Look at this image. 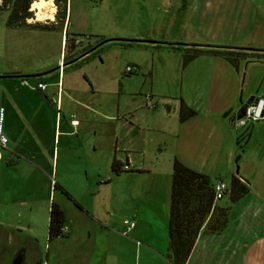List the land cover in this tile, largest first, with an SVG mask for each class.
<instances>
[{
  "label": "crops",
  "instance_id": "1",
  "mask_svg": "<svg viewBox=\"0 0 264 264\" xmlns=\"http://www.w3.org/2000/svg\"><path fill=\"white\" fill-rule=\"evenodd\" d=\"M71 1L66 0L56 29L8 28L21 30L43 50L53 41L48 33L60 29V35L55 60L43 59L39 52L37 58L8 69L0 66V81L12 83L0 91L7 137L0 156V264H119L110 256L118 242L130 251L129 262L121 264H154L159 259L163 263L166 243L163 246L157 233L167 230L173 158L213 184L223 174L228 182L234 176L247 187L234 202L228 193L213 199L226 209L225 225L218 232H198L184 264H264V124L256 125L253 137L252 124L240 138L231 137L235 148L228 142L222 152L224 169L217 166L212 138L213 127L223 130L234 123L240 100L236 103L238 75L242 72L250 80L255 65H261L263 81L264 60L242 59L234 69L220 57L199 55L183 67L174 104L163 103L155 110L156 104L146 107L141 95L155 93L153 73L159 55L172 56L181 66L182 52L175 44L264 50V0H97L94 7L111 4L112 12L119 14L110 18L109 28L103 20L89 21L82 10L72 13ZM78 1L90 8L95 2ZM124 13L127 17L118 18ZM63 34L87 35V43L71 46L62 42ZM90 42L94 43L89 49H82ZM108 42L114 45L108 57L114 70L97 79L81 71L92 56L104 63L98 52ZM176 51L181 54L178 59ZM122 62L135 66L136 72L125 75ZM165 78L176 80L175 72ZM99 79L114 83L106 89L116 96L114 111L101 112V86L95 87ZM127 82L130 89L124 87ZM39 83L45 84L43 90ZM180 100L195 111L182 122ZM102 128L112 134L101 135ZM235 154H240L238 175L228 172ZM9 172L22 176L19 182L4 181ZM119 197L129 218L121 224L122 216L111 213ZM51 202L62 210L64 222L60 235L48 238ZM123 221L134 223L129 236L117 231ZM137 227L144 230L145 243L156 234L152 245L135 247L140 239Z\"/></svg>",
  "mask_w": 264,
  "mask_h": 264
},
{
  "label": "rangeland",
  "instance_id": "2",
  "mask_svg": "<svg viewBox=\"0 0 264 264\" xmlns=\"http://www.w3.org/2000/svg\"><path fill=\"white\" fill-rule=\"evenodd\" d=\"M94 1L95 2H93V1L91 2V5L93 6V8H90L88 5L85 4L86 3L85 1L83 3H79L78 0H72L71 1V12L73 13L77 10H82V12H84L85 15L89 18V21L92 20V22L94 24H97V22L103 20V26L104 27H107V28L111 27L112 21L110 18L112 17V20H115L116 19L115 16H117L119 14L112 12V8H111L112 5L111 4L104 5L102 9H99L98 7H94V3L98 2L97 0H94ZM10 2H11V0H0V66L2 65L1 68L5 67L3 69H8V67H10V65H13V63L19 64L21 61H22V63H24L27 61V59H31V58H35V57L37 58L38 57L37 55H39L38 54L39 52L40 53L42 52L43 59L50 58L52 60H55L59 54L60 29H57L55 31H51L50 33H48L47 36H51L53 38V41L51 42L49 47H46V45H47L46 42L42 41V45H44L43 48L46 47V49L45 50L40 49V43L37 42L32 37L23 36L22 35L23 33L21 32V30H11V29H8L5 27L4 21H5V17L9 11V9H10V6H11ZM52 5L54 6V12H53V18L54 19H52L51 21L50 20H41V21L35 20V13L32 12L31 6H30V9H28V11H30L31 16L29 18H27L25 20V22L27 24H30V25H32V24L45 25L47 27V30L58 28L60 26V22H58L55 19L56 6L54 5L53 1H52ZM125 17H127V13H124L123 16H121V15L118 16V18H120L121 20H123ZM26 29H28V28H26ZM29 29H33V28H29ZM67 43L70 45L69 40L66 41V44ZM93 43L94 42H90L87 45H83L81 47H82V49H89L93 45ZM112 43L108 42L99 48L98 54H103V56H104L103 57L104 58L103 64L101 63V61L99 59H97V56H92L88 59V60H90V59L92 60V61L90 60L92 65H90L91 64L90 62L85 64V65H81L82 67L80 70L83 71V69H85V73L87 75H91V77L94 79L101 78L103 76V74L109 73V71L114 70L115 64L113 63V60H112V58H108V57H111L113 55V53L110 51L114 46V45H110ZM176 46H178L177 49L180 52H182L183 49L186 48L185 50L187 53L192 52L194 49H197V50L205 53L209 49L210 45L203 44V43H198V44L196 43V44H188V45L187 44H178ZM176 52L178 54H180L178 51H176ZM173 54H176V53H173ZM181 54L178 55L177 59L179 57H181ZM202 55H204V54H202ZM238 55H241L240 56L241 58L245 57V61H247V62H248V60H250V61L255 60L252 57L253 55H251V54L239 53ZM158 57H159L158 59L160 60V64H159L158 69H155V73H153L154 76H153V84H152V88L154 89L155 93L151 94L149 92H143L141 94L142 96H144L146 94L149 95L151 104H154V103L156 104L155 110L162 109L163 103L164 104H174L175 98L177 95V90L179 87L178 86V81H179L178 77H179V75H181L183 73V70H184L183 67H181L180 65H177L176 58L174 59V57H172V56H170L169 58H167L166 56L164 58H162L160 55ZM66 60H67V58H66ZM123 66H124V63L122 62L120 65L121 69H124ZM255 66L256 67H254V70L252 71L253 77L251 76L250 80H248V78L245 79L244 77H242V72L238 75L236 103H238L239 99L240 100L246 99L251 95H254L255 97L264 98V80L262 81L259 77L261 71H263V70H262L261 65H255ZM105 71H107V72H105ZM135 72H133V73H135ZM171 72H175L176 80L171 79V78H165L168 74H171ZM133 73H130V74H133ZM177 73H178V76H177ZM124 74L127 75V73H125V72H124ZM124 82H125V80H124ZM4 85H12V83L8 79L0 81V91H2V92H3ZM100 86H101V91H100V93H101V95H100L101 96V100H100L101 112L107 113V112L114 111L116 96L111 95L109 93V91L106 90V89L114 87V83H111V81H106L104 79H99V81L97 83H95V87L97 88ZM124 87L130 89L131 84L127 82V85L124 84ZM201 97H203V96H201ZM236 121L237 120L235 119L233 124L226 125V129H223V130L222 129L219 130L220 126L213 127V130H216V135L214 134L212 136V138H214V140H213V153H214V156L217 158V160H216L217 166L221 169H224L223 159H222L223 153L222 152L224 151L225 147L228 145V142H230L229 145H231L232 150H233V148H235V141H231V137L234 135L237 136L238 134H240L238 136V138H240V136H242L244 133L243 131L246 130V129H244V127L243 128L238 127L235 124ZM258 124H264V120L262 119V120H259V121L252 123V125H253V131L251 132L252 137L257 132L256 125H258ZM249 125H251V124H249ZM263 128H264V125H263ZM251 130H252V128L247 131V134L250 133L249 131H251ZM150 133H151V131H150ZM227 133H229V140H228V138H226ZM100 134L103 136L109 137L112 133L110 130H105L102 128ZM220 138H221V140H220ZM245 139H246V137H245ZM251 140H252V138H251ZM249 145H250V143H248V145H246V146L249 147ZM246 149H247V147H246ZM240 150H241V153H243L242 147L239 149V151ZM237 155H240V154H235L230 159L229 168H228L229 173H234L235 172V166L238 167V163L237 162L234 163V158ZM242 158H243V156H242ZM238 174H239V172H237V175ZM227 175H229V174H227ZM221 176L223 177L222 179H224V181L226 183H229L227 181V177L223 176V174H221ZM1 177H2V175H1ZM21 177L22 176H20L18 174L14 175L11 172H9V174L4 177V181L13 182L14 179H16L15 182H19ZM211 177H212L211 178L212 180L215 179L214 178L215 176H211ZM55 193H57V190L55 191ZM56 199H57V194H55V197H54V200H56ZM123 205H124L123 199H122V197H119L118 200L113 203L114 210H111V213L116 215L117 217L122 216L121 219L119 218V221H120L119 224H121V220H123V219L129 220V218L126 215V212H125ZM212 206L214 209H213V214L209 220V223L207 224L206 227H204V223H203L199 229V232L201 231L202 233H208V232L212 231L211 229L218 227L219 224L221 223V221L224 218H226V212H225L226 209L221 208V207H217L215 202H212ZM89 224H91V226H92V223H89ZM121 230H122V225H120L117 228V231L119 233L121 232ZM137 231H138V236L140 239H137L138 242H136V245H135L136 248H138L140 245L141 246L152 245L153 241L156 240L155 239L156 234H155L154 240L151 239V237H150V239L147 240V243H145L143 241H146L147 238H146V234H145L144 230L141 231L139 229V227H137ZM154 232H155V229H154ZM157 234L160 236L161 243L163 244V246H165L166 233L159 231ZM129 235H130V233L127 234V236H129ZM129 255H130L129 248L127 246H125L124 244L120 245L119 242H118L117 246H112L110 248V256L117 258V261L119 264H121L122 262H129V259H130ZM131 259H132V263H134L133 253H132ZM139 259L140 258H139V254H138L137 258H136L137 263L139 262ZM153 263L154 264H168L166 260H164V262L162 263V261H160V259L154 260Z\"/></svg>",
  "mask_w": 264,
  "mask_h": 264
},
{
  "label": "trees",
  "instance_id": "3",
  "mask_svg": "<svg viewBox=\"0 0 264 264\" xmlns=\"http://www.w3.org/2000/svg\"><path fill=\"white\" fill-rule=\"evenodd\" d=\"M33 1L11 0V6L4 22L5 27L46 30L47 27L45 25H30L25 22L31 16L28 9H30V4ZM53 3L56 6L55 19L61 23L66 9V0H53ZM75 36L79 37L82 35ZM68 40L70 41V45L74 46L70 39H66L65 43ZM185 49L182 51V67H185L191 60L202 54L220 57L227 61L234 69H237L240 60L245 59V57L241 58V55H238L239 53L251 54L255 60H264V50L252 48L210 45L205 53L197 49L187 53ZM193 115H195V111L188 108L180 100L178 105V120L182 122ZM115 165L116 162L113 160L111 163L113 171L117 170ZM171 168L165 258L169 264H184L201 225L204 223V227H206L213 214V183L210 182L206 175L184 166L176 158L172 159ZM228 188L230 202L236 201L247 192L246 185L234 176L229 179ZM63 222L64 214L62 210L51 202L47 226L48 238L60 235ZM225 222L226 218L221 221L218 227L211 229L210 233L220 231L224 227Z\"/></svg>",
  "mask_w": 264,
  "mask_h": 264
},
{
  "label": "built area",
  "instance_id": "4",
  "mask_svg": "<svg viewBox=\"0 0 264 264\" xmlns=\"http://www.w3.org/2000/svg\"><path fill=\"white\" fill-rule=\"evenodd\" d=\"M66 39H70L72 45L74 46H79L82 45L83 42L87 43L88 36L83 35L79 37H66L63 34L62 37V42L64 43ZM123 71L127 74L133 73L136 71L135 66L127 64L124 66ZM37 87L40 90H43L45 88V84L39 83L37 84ZM144 100L146 101V107L151 108L153 107L150 102V97L149 95H144ZM264 118V98L262 97H255L254 100L249 103L245 109H244V115L242 118L238 119L236 121V125L238 127H245L249 124H252L253 122L262 120ZM3 121H4V108L0 106V156H1V150L6 146L7 143V137L4 134L3 131ZM127 166H123V169H127ZM213 199L218 200L221 199L226 193H228L229 188L228 186L222 181V180H217L213 185ZM134 223L133 221H123L122 222V230L120 232L121 235L127 236L128 232L130 229L133 227Z\"/></svg>",
  "mask_w": 264,
  "mask_h": 264
},
{
  "label": "bare ground",
  "instance_id": "5",
  "mask_svg": "<svg viewBox=\"0 0 264 264\" xmlns=\"http://www.w3.org/2000/svg\"><path fill=\"white\" fill-rule=\"evenodd\" d=\"M31 10L35 13V20H52L54 6L51 0H34L31 4Z\"/></svg>",
  "mask_w": 264,
  "mask_h": 264
},
{
  "label": "water",
  "instance_id": "6",
  "mask_svg": "<svg viewBox=\"0 0 264 264\" xmlns=\"http://www.w3.org/2000/svg\"><path fill=\"white\" fill-rule=\"evenodd\" d=\"M255 96L251 95L248 98H246L244 101L239 100V106L235 115V119L238 120L240 118H242V116L244 115V109L245 107L251 103L254 100ZM250 125H247L244 127V129H248ZM248 127V128H247ZM238 159V156L235 157L234 162H236ZM235 173H237V166H235Z\"/></svg>",
  "mask_w": 264,
  "mask_h": 264
}]
</instances>
